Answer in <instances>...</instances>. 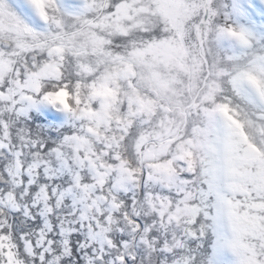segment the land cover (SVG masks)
I'll return each mask as SVG.
<instances>
[{
  "label": "snow or ice",
  "instance_id": "snow-or-ice-1",
  "mask_svg": "<svg viewBox=\"0 0 264 264\" xmlns=\"http://www.w3.org/2000/svg\"><path fill=\"white\" fill-rule=\"evenodd\" d=\"M0 264H264V0H0Z\"/></svg>",
  "mask_w": 264,
  "mask_h": 264
}]
</instances>
